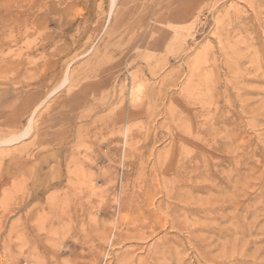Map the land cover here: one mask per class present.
Here are the masks:
<instances>
[{
	"label": "rangeland",
	"instance_id": "obj_1",
	"mask_svg": "<svg viewBox=\"0 0 264 264\" xmlns=\"http://www.w3.org/2000/svg\"><path fill=\"white\" fill-rule=\"evenodd\" d=\"M0 264H264V0H0Z\"/></svg>",
	"mask_w": 264,
	"mask_h": 264
},
{
	"label": "bare ground",
	"instance_id": "obj_2",
	"mask_svg": "<svg viewBox=\"0 0 264 264\" xmlns=\"http://www.w3.org/2000/svg\"><path fill=\"white\" fill-rule=\"evenodd\" d=\"M133 90V89H132ZM258 161V160H257Z\"/></svg>",
	"mask_w": 264,
	"mask_h": 264
}]
</instances>
